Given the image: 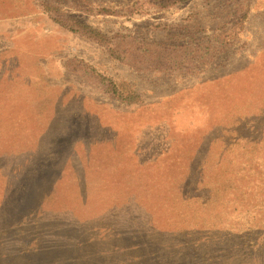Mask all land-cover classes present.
Here are the masks:
<instances>
[{"label":"rangeland","instance_id":"obj_1","mask_svg":"<svg viewBox=\"0 0 264 264\" xmlns=\"http://www.w3.org/2000/svg\"><path fill=\"white\" fill-rule=\"evenodd\" d=\"M0 264H264V0H0Z\"/></svg>","mask_w":264,"mask_h":264},{"label":"trees","instance_id":"obj_2","mask_svg":"<svg viewBox=\"0 0 264 264\" xmlns=\"http://www.w3.org/2000/svg\"><path fill=\"white\" fill-rule=\"evenodd\" d=\"M172 1V0H169ZM188 1V0H187ZM44 11L45 13H48L50 17L60 25L61 27L79 34L81 36L86 37L87 39L99 44V45H106V38L103 37L97 30L94 28L90 27L89 25L82 23L79 21L76 17L70 16L68 13H65L62 9H60L57 6H52L49 4H45L44 6ZM102 12H106V10H101ZM109 54L114 57L119 59V56L115 53V51L107 46ZM107 81V92L110 98L114 101L121 102V103H127V104H133L139 101V96L135 94L134 92L130 91H121L119 87L113 83L111 80H104ZM196 170V168H195ZM198 174L199 171L196 170ZM189 175L192 174V172H188ZM194 178L195 175L193 176ZM211 190V189H209ZM186 218L189 221L194 220V217L187 216ZM180 230V229H179Z\"/></svg>","mask_w":264,"mask_h":264}]
</instances>
